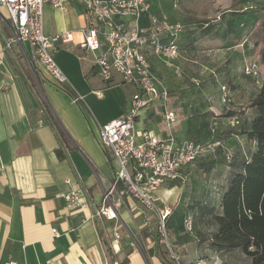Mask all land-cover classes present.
Returning <instances> with one entry per match:
<instances>
[{
	"label": "crops",
	"instance_id": "obj_1",
	"mask_svg": "<svg viewBox=\"0 0 264 264\" xmlns=\"http://www.w3.org/2000/svg\"><path fill=\"white\" fill-rule=\"evenodd\" d=\"M83 10L82 0H69L62 10L49 4L43 7L46 35L61 31L72 34V40L56 43L54 59L67 76V82L61 86L45 73L38 78L16 47L13 52L4 53L0 37V264L10 261L26 264H150V259L156 264H165L156 253L157 230L147 224L145 211L133 198L125 197L124 204L117 210V220L93 216L102 191L117 168L111 153L98 142V126L125 113L135 88L123 82L117 73L111 81L102 80L92 66V56H83L77 45L82 38ZM1 11L7 19L6 8L0 4ZM150 11L154 13L153 8ZM146 23L144 16L141 24ZM144 52L157 76L159 67L156 64L167 68L148 46ZM242 82L238 81L237 88L240 92L248 91L251 84ZM37 86L64 131L63 139H59L41 106ZM67 90L74 95L70 96ZM227 92L230 97L231 90ZM162 103L157 99L141 108L135 128L150 130L159 137L173 133L178 138L203 142L187 136L176 122L167 126L164 118L159 123L151 121L150 117L160 118ZM219 104L215 103L212 108ZM246 105L238 109L228 107V110H245V113L235 115L237 131L232 132L236 133V139L231 138L235 146H256V141L245 133L250 117ZM182 170L180 178L167 182L156 191L160 206L167 203L173 206L179 192L177 184L186 178L185 170ZM74 188L82 190L87 200L85 207H74L65 201L63 194ZM102 237L113 250L112 261L102 244ZM192 257L184 263L194 264L198 256ZM212 264H222V261L218 258Z\"/></svg>",
	"mask_w": 264,
	"mask_h": 264
},
{
	"label": "built area",
	"instance_id": "obj_2",
	"mask_svg": "<svg viewBox=\"0 0 264 264\" xmlns=\"http://www.w3.org/2000/svg\"><path fill=\"white\" fill-rule=\"evenodd\" d=\"M83 24L78 47L83 56H92V66L102 80H112L120 75L123 82L134 86L125 113L98 126V142L114 158L117 168L107 187L103 189L100 202L93 216L101 220L118 219V208L126 196L133 198L144 210L155 215L159 242L166 251L170 264H185L182 255L169 239L167 218L172 204L157 203L156 191L169 181L180 178L184 165L196 160L209 149L221 145L219 139L198 142L191 138H178L173 133L159 137L154 132L135 128L138 111L154 100L163 101L164 120L167 126L176 120L175 112L168 110V90L154 72L144 48L160 58L165 66L178 73L175 63L179 56L178 40L183 24L165 15L151 13L148 0H82ZM69 0H0L6 8L7 19L2 51L21 54L38 78L47 74L57 85L67 82V76L54 59L58 41L72 40L70 31L48 36L43 30V7L65 9ZM146 16L147 23L141 24ZM246 75L256 76L258 66H244ZM36 77V78H37ZM227 97L223 93V100ZM47 108L46 99L41 98ZM50 109V108H49ZM51 111V110H50ZM52 112V111H51ZM231 123H237L232 116ZM39 123L41 120L38 121ZM231 159L232 153H225ZM65 201L74 207H85L87 200L82 190L71 189L63 194ZM184 227L191 230V218L184 219ZM116 236H118L116 234ZM205 256H198L194 264H210ZM6 264H26L10 261Z\"/></svg>",
	"mask_w": 264,
	"mask_h": 264
},
{
	"label": "rangeland",
	"instance_id": "obj_3",
	"mask_svg": "<svg viewBox=\"0 0 264 264\" xmlns=\"http://www.w3.org/2000/svg\"><path fill=\"white\" fill-rule=\"evenodd\" d=\"M150 1L154 11L183 24L181 40H178L180 55L175 61L179 66L178 73L172 68L156 64L159 67L158 76L168 90L167 109L175 112V122L180 129L185 130L187 136L203 142L217 139L221 142V145L197 157L188 167L183 166L186 178L177 184L178 197L173 203L172 215L166 220L169 239L182 255L183 261L191 260L192 256H205L211 261L210 264L218 258L222 264H252L251 258L240 249L216 251L210 245V238L217 228L214 215L220 212L221 194L230 179L231 168L228 166L249 158L255 148L232 144L231 138L236 139V133L233 132L237 131V123L232 124L231 117L224 118L220 114L230 106L234 109L245 106L261 86L259 73L256 76L244 73V62L257 66L258 62L253 44L249 43L251 49L243 37L245 18L242 14L264 4V0ZM3 20L9 21L1 11L2 39L3 30L6 31ZM239 80L251 84L248 91L240 92L237 88ZM222 85H226V88ZM227 89L231 90L230 97ZM37 92L43 99V92L38 86ZM223 93L227 95L225 100L222 98ZM215 103H220L219 107L212 108ZM161 112L160 118L150 117V120L155 123L163 121V110ZM227 151L232 153L231 159L225 157ZM144 211L147 224L157 230L156 217ZM187 217L191 218V230L184 227ZM157 245L166 256L158 234ZM144 253L148 258L145 250ZM150 261V264H156L153 259Z\"/></svg>",
	"mask_w": 264,
	"mask_h": 264
},
{
	"label": "trees",
	"instance_id": "obj_4",
	"mask_svg": "<svg viewBox=\"0 0 264 264\" xmlns=\"http://www.w3.org/2000/svg\"><path fill=\"white\" fill-rule=\"evenodd\" d=\"M148 1L152 8L151 1ZM242 15L245 18L244 31L247 30L244 39L253 44L262 78L258 93L246 105V109H250V117L245 133L256 141V146L249 158L228 166L231 168L230 179L220 197V212L214 215L217 228L210 238V245L216 251L240 249L251 258L252 264H264V4ZM67 93L74 95L70 90ZM40 103L57 136L63 139L65 134L56 116L43 102ZM241 113L245 110L229 109L222 116L232 117ZM102 244L112 261L113 250L104 237ZM156 253L163 263L170 264L158 245Z\"/></svg>",
	"mask_w": 264,
	"mask_h": 264
}]
</instances>
